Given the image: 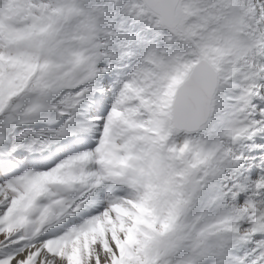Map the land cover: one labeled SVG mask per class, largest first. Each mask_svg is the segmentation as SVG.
<instances>
[{"label": "snow or ice", "instance_id": "6c2138e0", "mask_svg": "<svg viewBox=\"0 0 264 264\" xmlns=\"http://www.w3.org/2000/svg\"><path fill=\"white\" fill-rule=\"evenodd\" d=\"M0 264H264V0H0Z\"/></svg>", "mask_w": 264, "mask_h": 264}]
</instances>
